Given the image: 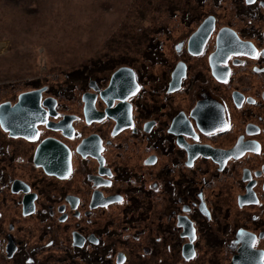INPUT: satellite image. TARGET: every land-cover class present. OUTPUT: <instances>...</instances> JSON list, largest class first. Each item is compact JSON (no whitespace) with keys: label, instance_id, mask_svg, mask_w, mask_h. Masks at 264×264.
Wrapping results in <instances>:
<instances>
[{"label":"flooded vegetation","instance_id":"flooded-vegetation-1","mask_svg":"<svg viewBox=\"0 0 264 264\" xmlns=\"http://www.w3.org/2000/svg\"><path fill=\"white\" fill-rule=\"evenodd\" d=\"M243 2L233 21L193 15L159 74L121 65L134 82L116 84L107 99L101 92L120 66L106 83L88 79L77 110L50 84L0 97V264H39L57 238L69 262L103 264L119 214L127 228L151 210L176 220L189 260L203 236L214 240L216 214L234 207L243 220L224 219L225 259L264 264V0ZM33 89L40 95L21 96ZM106 257L123 264L128 256Z\"/></svg>","mask_w":264,"mask_h":264},{"label":"rangeland","instance_id":"rangeland-1","mask_svg":"<svg viewBox=\"0 0 264 264\" xmlns=\"http://www.w3.org/2000/svg\"><path fill=\"white\" fill-rule=\"evenodd\" d=\"M196 1L0 0V97L50 84L77 110L78 96L91 89L90 77L106 83L117 67L129 63L144 68L146 74H159L177 56L175 41L197 23L191 19L193 15L215 12L225 22L242 15L236 10L247 9L243 0H205L204 5ZM156 47L161 55L148 60ZM219 208L223 213V207ZM236 208L229 217L216 214L214 240L205 233L199 255L189 260L182 255L184 239L170 215L156 217L151 210L149 218L141 215L125 228L120 213L118 229L111 231L109 227L105 233L103 264H116L115 258L111 261L106 257L112 250L127 254L123 264H229L223 224L224 219L243 220ZM108 217L104 214L105 220ZM60 231L63 236L61 227ZM158 234L162 240L157 239ZM65 242L57 238L54 245L40 249L38 255L43 260L39 264H84L66 260ZM148 244L153 248L151 253H145Z\"/></svg>","mask_w":264,"mask_h":264},{"label":"water","instance_id":"water-1","mask_svg":"<svg viewBox=\"0 0 264 264\" xmlns=\"http://www.w3.org/2000/svg\"><path fill=\"white\" fill-rule=\"evenodd\" d=\"M210 21H212V17L207 18L206 21L204 22V24H207ZM129 74H130L131 77L129 76ZM134 79H135L134 74L131 71H129V67L128 66H120L119 68H117L113 72L110 86L107 89L103 90L101 92V94H102V96L104 98H106V96L108 95V93L111 91V89L112 90L114 89V87H115L116 84L127 83V82H134ZM40 92H41V89H33V90H30V91L22 92L21 93V96L24 95V96L32 97L33 98L34 96H39L40 95ZM86 95H87V101H89L88 104L92 103L91 106H92V109L94 110V107H95L94 106L95 93L88 92V93H86ZM17 111H19V108H17ZM22 113L23 114H26V109L23 110ZM193 250H194V248H193V246H192L191 243L186 244L184 246V251H183L184 252V255L187 258L192 257ZM190 251L192 252V254H190Z\"/></svg>","mask_w":264,"mask_h":264}]
</instances>
